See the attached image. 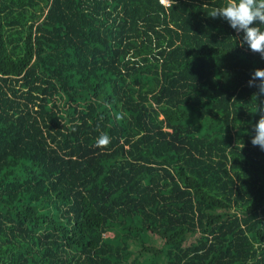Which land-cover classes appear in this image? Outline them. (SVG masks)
I'll list each match as a JSON object with an SVG mask.
<instances>
[{
  "label": "trees",
  "instance_id": "trees-1",
  "mask_svg": "<svg viewBox=\"0 0 264 264\" xmlns=\"http://www.w3.org/2000/svg\"><path fill=\"white\" fill-rule=\"evenodd\" d=\"M225 3L0 0V264H264V59Z\"/></svg>",
  "mask_w": 264,
  "mask_h": 264
},
{
  "label": "clouds",
  "instance_id": "clouds-1",
  "mask_svg": "<svg viewBox=\"0 0 264 264\" xmlns=\"http://www.w3.org/2000/svg\"><path fill=\"white\" fill-rule=\"evenodd\" d=\"M209 16L213 19L221 18L227 21L237 33L243 32V40L240 46L247 45L252 53L259 54L261 59H264V27L252 26L257 22L264 26V0H226L223 6L212 8ZM248 84L249 87L258 88L256 95H264V69L254 70ZM257 112L261 115L254 126L255 135L251 139V143L264 151V108H258ZM110 139L107 133L101 132L97 137L96 146H107ZM243 147L244 144H242Z\"/></svg>",
  "mask_w": 264,
  "mask_h": 264
},
{
  "label": "rangeland",
  "instance_id": "rangeland-1",
  "mask_svg": "<svg viewBox=\"0 0 264 264\" xmlns=\"http://www.w3.org/2000/svg\"><path fill=\"white\" fill-rule=\"evenodd\" d=\"M167 0H161L162 3H165Z\"/></svg>",
  "mask_w": 264,
  "mask_h": 264
},
{
  "label": "water",
  "instance_id": "water-1",
  "mask_svg": "<svg viewBox=\"0 0 264 264\" xmlns=\"http://www.w3.org/2000/svg\"><path fill=\"white\" fill-rule=\"evenodd\" d=\"M168 1V0H167Z\"/></svg>",
  "mask_w": 264,
  "mask_h": 264
}]
</instances>
